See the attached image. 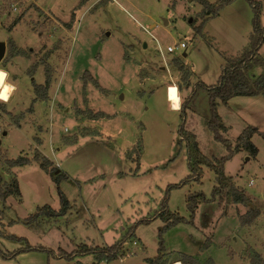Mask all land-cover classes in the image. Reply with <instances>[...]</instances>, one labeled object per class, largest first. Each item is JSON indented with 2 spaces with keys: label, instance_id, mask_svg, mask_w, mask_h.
I'll list each match as a JSON object with an SVG mask.
<instances>
[{
  "label": "rangeland",
  "instance_id": "1",
  "mask_svg": "<svg viewBox=\"0 0 264 264\" xmlns=\"http://www.w3.org/2000/svg\"><path fill=\"white\" fill-rule=\"evenodd\" d=\"M252 1L262 6L264 28V0ZM201 11L192 0H0V42L6 44L0 69L16 88L7 103L0 102V253L24 247L10 236L67 253L79 245L119 243L130 228L153 217L169 185L189 175L179 134L182 113L171 109L167 87H180L184 103L198 83L215 85L225 58L239 57L253 33L246 0L204 24ZM178 44L186 49L167 53ZM259 55L264 60V45ZM175 62L192 71L189 81ZM261 73L253 68L249 74L254 80ZM86 74L98 87L89 83L84 91ZM47 79L48 91L37 92ZM193 95L184 130L203 158L220 160L228 152L207 129L208 97ZM89 111L104 118L90 121ZM217 111L227 128L221 135L238 148L224 173L248 202L236 205L224 194L200 205L194 224L165 235L164 264H175L180 255L192 258L187 264H251L256 256L264 262V140L252 136V156L242 138L249 127L264 134V97L235 98ZM37 154L51 162L49 173L33 161ZM20 157L31 163L7 165ZM202 171L201 184L170 190V212L188 219L189 195L210 199L215 175L204 166ZM58 175L67 179L57 184ZM61 195L72 211L25 225L39 208L59 211ZM161 227L158 219L138 226L127 244L133 256L99 264H145L156 256ZM2 254L0 264H95L92 256L69 263L41 253L15 259Z\"/></svg>",
  "mask_w": 264,
  "mask_h": 264
},
{
  "label": "trees",
  "instance_id": "2",
  "mask_svg": "<svg viewBox=\"0 0 264 264\" xmlns=\"http://www.w3.org/2000/svg\"><path fill=\"white\" fill-rule=\"evenodd\" d=\"M198 3L202 7V11L199 17L203 20V24L208 20L217 18L219 13L228 5L232 4L236 0H218L214 4L208 3L206 0H192ZM251 7L253 18H252V35L250 37V43L248 48H246L236 59H226L224 60V65L221 67L220 76L218 81L213 86H206L203 83H198L192 88L191 95L186 102L182 104V126L180 127V138L185 142L188 170L189 175L180 181L177 185H169L166 188L165 194L161 200L159 210L154 213L153 217L149 220H144L136 224L134 227L130 228L122 237L119 243L113 244L109 247H98V246H87L79 245L72 252L67 253L64 250L59 249L57 252H52L41 246H31L25 239L10 236L8 239L16 241L18 243H23L24 247L8 254H2L4 259H15L17 256L24 253H41L55 256L57 259H62L66 262H73L79 260L86 256H92L95 264L102 262L110 263L118 259H123L127 253V244L135 238V230L140 225H148L151 220L158 219L162 227L157 234V251L156 256L152 259L146 260L145 264H164L166 259V248H165V235L179 225H192L194 224L197 210L200 205L207 204L211 202L216 197H221L222 195L231 196L233 198V203L236 205L247 204L248 198L244 192L238 190L233 184L232 179L227 177L224 173V163L229 161L237 152L238 148H232L230 141L223 138L221 135L223 132L227 131V128L223 125L222 119L218 114L219 105L227 106L228 103L235 98H256L259 96L264 97V60L260 57L259 51L264 45V28L261 24V11L262 6L260 3L246 0ZM196 35H201V27H194ZM175 68L179 69V72H184L186 80L193 76V73L184 64L174 63ZM253 68H258L262 71L261 75L254 80L250 77V71ZM87 77V78H86ZM92 83L94 86L98 87L97 82L86 74L83 78V89L85 91L87 85ZM49 79L46 80L44 86H37L36 91L43 89V91H48ZM181 91V88L179 87ZM203 92L208 97V107H209V120L207 122V129L212 134L215 142L221 144L228 152V155L220 160L214 159L213 161H208L201 155L198 144L193 135H187L184 130V123L186 120L185 111L191 104L194 93ZM90 121H96L98 119L104 118L102 113H93L91 111L87 112ZM258 135L264 140V134L258 132L257 130L249 127L245 129L242 133V138L244 139V148L252 156L257 155V150L251 143V138L253 135ZM76 142H73V144ZM40 155V154H39ZM38 154L34 158V162L37 163L39 168L49 173V167L51 162L46 158L39 156ZM31 162L23 157L16 160H8L7 165L11 168H21L23 166L29 165ZM202 166L207 170L214 173L215 186L213 187L210 199L206 198L202 193H194L187 197L186 208L189 212V218L186 219L178 214L172 213L168 210V199L169 192L171 189L182 188L186 185L195 183L201 184V179L203 175ZM137 166L136 169H138ZM67 179L66 176H55L54 180L57 184L61 180ZM1 181V178H0ZM14 187V185H13ZM15 191H10L9 194H13ZM18 192V191H17ZM11 194V195H12ZM3 195L0 192V201L3 200ZM72 211V206L66 199L64 195L60 197V209L59 211H53L49 206H44L43 208L37 209L34 215H31L25 220V225L29 227L37 226L40 221L39 217H44L47 220L58 219L64 217L68 212ZM181 259L176 262L180 264H187L186 261H192L186 255H180ZM80 264L79 262H77ZM251 264H264L260 256L253 258Z\"/></svg>",
  "mask_w": 264,
  "mask_h": 264
},
{
  "label": "clouds",
  "instance_id": "3",
  "mask_svg": "<svg viewBox=\"0 0 264 264\" xmlns=\"http://www.w3.org/2000/svg\"><path fill=\"white\" fill-rule=\"evenodd\" d=\"M9 73L0 69V102L7 103L13 93L16 91L15 85L7 84L5 81L8 79ZM169 100L173 111L179 112L181 110L183 99L180 94L179 87L173 85L169 88Z\"/></svg>",
  "mask_w": 264,
  "mask_h": 264
},
{
  "label": "built area",
  "instance_id": "4",
  "mask_svg": "<svg viewBox=\"0 0 264 264\" xmlns=\"http://www.w3.org/2000/svg\"><path fill=\"white\" fill-rule=\"evenodd\" d=\"M175 49L184 50V49H186V45H184V44H178V45L174 46L173 48H167V53H173ZM133 255L134 254L130 252L125 257H127V256H133Z\"/></svg>",
  "mask_w": 264,
  "mask_h": 264
},
{
  "label": "water",
  "instance_id": "5",
  "mask_svg": "<svg viewBox=\"0 0 264 264\" xmlns=\"http://www.w3.org/2000/svg\"><path fill=\"white\" fill-rule=\"evenodd\" d=\"M6 53V44L4 42H0V62L3 60ZM183 57H186L185 54H183Z\"/></svg>",
  "mask_w": 264,
  "mask_h": 264
},
{
  "label": "bare ground",
  "instance_id": "6",
  "mask_svg": "<svg viewBox=\"0 0 264 264\" xmlns=\"http://www.w3.org/2000/svg\"><path fill=\"white\" fill-rule=\"evenodd\" d=\"M6 83V82H5ZM8 84V83H7ZM171 86H168L167 87V100L169 101V103H170V106H171V102H170V100H169V96H168V93H169V88H170ZM172 109V108H171ZM175 264H180V263H178V262H175Z\"/></svg>",
  "mask_w": 264,
  "mask_h": 264
},
{
  "label": "crops",
  "instance_id": "7",
  "mask_svg": "<svg viewBox=\"0 0 264 264\" xmlns=\"http://www.w3.org/2000/svg\"><path fill=\"white\" fill-rule=\"evenodd\" d=\"M219 16V15H218ZM209 21V20H208ZM192 72V71H191ZM20 256V255H19ZM17 258V257H16Z\"/></svg>",
  "mask_w": 264,
  "mask_h": 264
}]
</instances>
